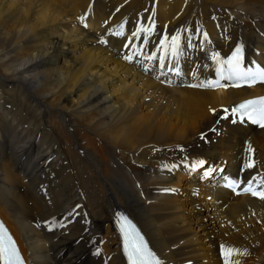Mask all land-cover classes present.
<instances>
[{"label": "bare ground", "instance_id": "1", "mask_svg": "<svg viewBox=\"0 0 264 264\" xmlns=\"http://www.w3.org/2000/svg\"><path fill=\"white\" fill-rule=\"evenodd\" d=\"M137 26L153 27L147 40ZM177 33L180 75L159 61ZM237 44L264 61V0H0V214L29 264H124L119 210L164 264H224L222 245L233 264H264V203L199 181L245 145V177L264 173V130L222 118L264 88L185 86Z\"/></svg>", "mask_w": 264, "mask_h": 264}, {"label": "snow or ice", "instance_id": "2", "mask_svg": "<svg viewBox=\"0 0 264 264\" xmlns=\"http://www.w3.org/2000/svg\"><path fill=\"white\" fill-rule=\"evenodd\" d=\"M83 22V17L80 18ZM86 26V25H85ZM119 31H115L112 34L118 37L124 35L123 29L124 25L119 26ZM152 26H137L136 30L132 33L133 37H139L142 33L144 34L145 40L152 33ZM199 31V30H198ZM188 47H193L191 43L192 37H189ZM208 41L207 33H203L202 44ZM101 43H106V41L101 38ZM127 47V45H125ZM134 54L140 55L139 50L135 49ZM160 47L165 50V54L159 57L161 69L165 66L166 56H171L175 59V66L170 68L171 71L176 75H180L179 60L185 55L183 49L181 48V36L179 33L173 35L169 42L168 37H164L160 40ZM149 61L156 59V54L153 53L151 56L146 57ZM124 59L131 62L133 60V55H126ZM213 63L216 65V80H206L202 81L198 85H192L193 87H201L208 89H215L218 87H227L228 85L221 84L222 80L231 81L232 86L240 87L242 85H247L249 87L253 86L258 82H264V68L256 66L255 68H244L242 66V49L240 45H237L232 51L231 55L226 59H222L220 54L213 52L211 55ZM145 71H149L147 67L144 68ZM214 111V110H213ZM225 116L223 119L228 118V109H224ZM232 117H238L240 121L245 118L252 124L258 125L264 128V97L254 98L240 103L239 105L233 107L230 110ZM235 123L236 120L234 119ZM248 151L251 152V147L249 146ZM206 164L204 160L193 161L191 165V171H196L198 168L203 167ZM254 166L251 159L246 163V168H252ZM175 167V165L173 166ZM214 169H207L203 172V177H209L213 174ZM253 180L247 182V186L243 188L245 193H250L253 196H258L264 199V180L259 182L257 187L253 186ZM241 182L239 180L230 179L228 181V187L235 189ZM119 230L124 239V251L128 259V264H160L155 254L149 249L148 245L145 243L143 236L137 231L136 227L127 219V217L120 216ZM221 254L224 257V264H233L230 257L234 254H239L238 250L234 248L227 247L225 245L221 246ZM0 264H24V261L17 249V246L11 236L8 234L7 230L2 224H0ZM238 264V262H235Z\"/></svg>", "mask_w": 264, "mask_h": 264}, {"label": "rangeland", "instance_id": "3", "mask_svg": "<svg viewBox=\"0 0 264 264\" xmlns=\"http://www.w3.org/2000/svg\"><path fill=\"white\" fill-rule=\"evenodd\" d=\"M84 27H85V26H84ZM217 135H219V134L217 133ZM258 223L261 224L260 222H257L256 225H259ZM211 241H213V240L211 239ZM219 252H220V250H219Z\"/></svg>", "mask_w": 264, "mask_h": 264}]
</instances>
